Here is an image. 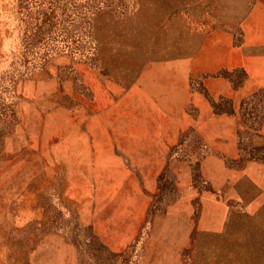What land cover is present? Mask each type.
<instances>
[{"label":"rangeland","instance_id":"obj_1","mask_svg":"<svg viewBox=\"0 0 264 264\" xmlns=\"http://www.w3.org/2000/svg\"><path fill=\"white\" fill-rule=\"evenodd\" d=\"M220 1L0 0V264H264V68L189 64Z\"/></svg>","mask_w":264,"mask_h":264},{"label":"crops","instance_id":"obj_2","mask_svg":"<svg viewBox=\"0 0 264 264\" xmlns=\"http://www.w3.org/2000/svg\"><path fill=\"white\" fill-rule=\"evenodd\" d=\"M190 47V67L208 76L204 84L212 95L222 94L225 80L217 76L222 70L245 72L250 80L256 70L264 68V1L221 0L214 23ZM228 214H223V221L216 217L206 228L230 229Z\"/></svg>","mask_w":264,"mask_h":264}]
</instances>
